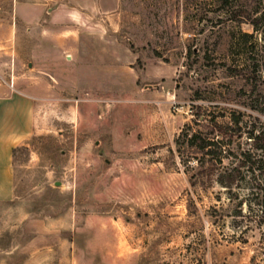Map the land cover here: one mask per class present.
<instances>
[{
    "label": "rangeland",
    "instance_id": "1",
    "mask_svg": "<svg viewBox=\"0 0 264 264\" xmlns=\"http://www.w3.org/2000/svg\"><path fill=\"white\" fill-rule=\"evenodd\" d=\"M6 81L0 264H264V0H0Z\"/></svg>",
    "mask_w": 264,
    "mask_h": 264
},
{
    "label": "crops",
    "instance_id": "2",
    "mask_svg": "<svg viewBox=\"0 0 264 264\" xmlns=\"http://www.w3.org/2000/svg\"><path fill=\"white\" fill-rule=\"evenodd\" d=\"M17 88L18 87L15 86L14 83L12 85L9 81H6L5 84H0V104L11 105L14 100H24V98L22 97V95L24 94L21 92L20 88ZM14 113L16 114L14 115ZM8 115L9 119H11V117H16L17 115L20 118L24 117L23 109L21 106H19L18 109L9 108L7 110H2L0 108V118ZM1 123L2 122L0 120V125ZM18 125L19 126L16 130L12 128L9 132L4 129L0 130V180H8L11 176L13 148L19 143L18 141L20 140L21 134L23 133V129L22 127H20L23 126L22 123H18ZM10 126L14 127V125L12 124H10Z\"/></svg>",
    "mask_w": 264,
    "mask_h": 264
},
{
    "label": "trees",
    "instance_id": "3",
    "mask_svg": "<svg viewBox=\"0 0 264 264\" xmlns=\"http://www.w3.org/2000/svg\"><path fill=\"white\" fill-rule=\"evenodd\" d=\"M256 19L252 20V23L254 25H256ZM217 123L213 124L211 128L206 129V130H202V129H195L191 132H185V139L187 140V142L190 144L191 147H194L198 152H201L202 155L207 154V153H213V148L220 146V139L217 137L216 138V133H215V129H217L218 131H221V128H217ZM260 134H255L251 137H253V140L257 141V140H261L264 137H260ZM199 161V166L203 167L205 170L208 169V171H212L213 169V163H209V165H206L205 162L199 157L197 158ZM206 165V166H205ZM233 170V169H232ZM233 181V174L232 172H228L227 174V178L226 180H222L223 183H227L226 185H230V183Z\"/></svg>",
    "mask_w": 264,
    "mask_h": 264
},
{
    "label": "built area",
    "instance_id": "4",
    "mask_svg": "<svg viewBox=\"0 0 264 264\" xmlns=\"http://www.w3.org/2000/svg\"><path fill=\"white\" fill-rule=\"evenodd\" d=\"M261 257L264 259V249L262 250Z\"/></svg>",
    "mask_w": 264,
    "mask_h": 264
}]
</instances>
